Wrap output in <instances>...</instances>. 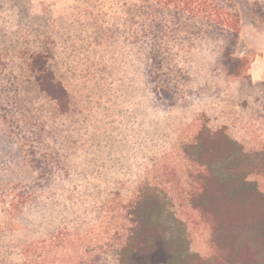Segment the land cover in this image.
I'll return each mask as SVG.
<instances>
[{"label": "trees", "instance_id": "obj_1", "mask_svg": "<svg viewBox=\"0 0 264 264\" xmlns=\"http://www.w3.org/2000/svg\"><path fill=\"white\" fill-rule=\"evenodd\" d=\"M74 1L75 12L56 22L32 15L29 0H0V17L8 24H0V120L22 144L26 159L38 173L34 182L17 190L10 203L21 216L40 208L34 197L37 187L54 192L62 188L52 183L51 169L59 165L57 152L48 146L43 125H31L34 116L27 107L33 101L25 100L23 88L34 86L43 99L39 102H46L57 116L54 122L70 118L73 99L60 70L66 55H73L78 63L89 62L90 71L97 75L111 72L112 57L123 48V63L132 66L147 99L157 97L159 87L175 84L178 89L192 81L188 68L199 45L215 47L209 66L219 77L236 79L246 71L247 60L235 53L241 15L234 0ZM20 33L24 38L17 39ZM182 50L186 51L185 68L177 61ZM262 86L264 108V82ZM98 87L102 89L101 84ZM102 91L116 97L109 88ZM111 142L121 140L107 135L91 140L90 145L107 149ZM181 151L201 170L187 201L209 227V257L191 251L186 223L173 210L168 194L154 182L134 177L135 160L120 149L94 170L86 159L77 182L67 175L71 184L67 195H86L89 190L86 196H93L89 221L93 219L94 224L87 229L75 226L54 253L65 251L67 243L73 242L77 264H106L110 255L116 264H264V193L249 180L252 174H264V143L249 152L224 128L203 124ZM92 175L103 191L94 190ZM27 228L26 254L39 240L28 222ZM57 235L46 233L54 241Z\"/></svg>", "mask_w": 264, "mask_h": 264}, {"label": "rangeland", "instance_id": "obj_2", "mask_svg": "<svg viewBox=\"0 0 264 264\" xmlns=\"http://www.w3.org/2000/svg\"><path fill=\"white\" fill-rule=\"evenodd\" d=\"M234 2L241 15L240 40L235 53L247 60L246 71L240 78L227 79L215 74L209 66L215 47L199 45L188 68L192 81L182 83L178 89L175 84L169 88L159 87V95L147 99L141 94L132 66L123 63V48L119 56L114 54L112 57L111 72L104 70L97 75L90 71L89 62L78 63L72 59L73 55H66L60 70L74 109L70 118L55 122L52 119L57 116L46 102H39L40 96L34 86L25 84V100L33 101L30 105L27 103V108L32 111L30 116H34L29 117L30 123L35 126L40 122L46 129L43 134L48 139V146L56 150L59 158L55 159L59 165L51 169L55 173L52 183H60L62 188L54 192L52 188L41 190L37 187L34 197H37L36 204L40 203L39 209H32L25 216L12 211L10 203L17 190L34 182L38 173L26 159L22 144L0 120V264H77L75 243L68 242L67 249L57 254L54 253L55 246L60 245L75 226L87 229L88 225L94 224L93 219L89 221V208L94 199L86 196L89 190L86 195H67L71 185L67 175L77 182L86 159L94 170L103 158L107 160L108 154L114 155L118 149L135 160L131 170L134 177L146 178L168 194L173 210L186 223L191 251L203 258L212 254L209 227L200 220L198 212L191 210L187 201L201 170L187 159L181 146L193 141L203 124L210 128H224L249 152L260 149L264 143L261 93L264 81L253 83L249 79V69L258 72L264 62V0ZM29 4L32 15H44L56 22L69 16L76 7L74 0H29ZM3 18L0 17V24L6 27L8 24ZM18 38L24 36L20 33ZM185 54L186 51L182 50L177 58L184 68ZM118 60L121 63L116 65ZM100 84L102 89L98 87ZM105 88L111 89L116 97L104 95L102 90ZM196 90L198 92L193 94ZM108 92L111 95V91ZM185 92L187 95L182 97ZM107 135L121 142H111L107 149L90 145L91 140ZM93 177L89 179L93 181ZM249 180L264 193L263 173L252 174ZM93 183L97 186L94 190L103 191L98 180ZM24 220L33 226L32 230L38 233L36 239L39 238L37 245L27 254L24 253V244L28 228ZM49 231L57 232L55 241L47 238ZM105 263L116 264L113 255L108 256Z\"/></svg>", "mask_w": 264, "mask_h": 264}, {"label": "crops", "instance_id": "obj_3", "mask_svg": "<svg viewBox=\"0 0 264 264\" xmlns=\"http://www.w3.org/2000/svg\"><path fill=\"white\" fill-rule=\"evenodd\" d=\"M260 69V68H259ZM262 70L257 71H252V69H249V74H250V80L254 83L256 81H264V62L263 66L261 68Z\"/></svg>", "mask_w": 264, "mask_h": 264}]
</instances>
